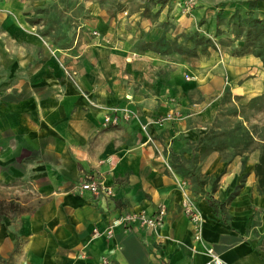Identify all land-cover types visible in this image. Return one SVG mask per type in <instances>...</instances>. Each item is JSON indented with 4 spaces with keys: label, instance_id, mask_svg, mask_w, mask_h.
I'll return each mask as SVG.
<instances>
[{
    "label": "crops",
    "instance_id": "1",
    "mask_svg": "<svg viewBox=\"0 0 264 264\" xmlns=\"http://www.w3.org/2000/svg\"><path fill=\"white\" fill-rule=\"evenodd\" d=\"M18 2H0V186L4 193H11L8 188L27 192L36 204L16 217L12 233L0 238V264H204L208 244L221 264H264V187L254 168L256 141L248 150L230 145L201 158L196 148H189L183 155L194 156L197 174L204 161L207 179L205 191L195 186L188 190L198 214L201 238L196 239L174 175L136 119L102 122L106 107L113 104L136 108L141 119L166 108L164 75L158 73L164 58L148 49L129 57L126 37L133 33H119L115 27L103 29L101 40L77 38L71 46L48 36L49 48L74 53V58L65 57L76 71L73 83L36 38L30 14L16 8ZM192 17L180 15L179 28L193 27ZM118 34L122 42H106ZM213 55H205L204 72L213 81L198 83L201 90L211 91L219 82L222 90L239 94L264 88L261 77L249 76L258 56ZM172 78L176 86L171 90L179 91L178 78ZM188 127L178 122L149 125L167 156L196 144L180 137ZM171 134L176 135L173 140ZM88 172L111 185L113 194L79 190ZM219 173L223 175L211 189L209 178ZM160 202L166 214L156 233L135 222L114 224L110 235L103 231L123 213L151 212ZM95 227L103 233H93Z\"/></svg>",
    "mask_w": 264,
    "mask_h": 264
},
{
    "label": "rangeland",
    "instance_id": "2",
    "mask_svg": "<svg viewBox=\"0 0 264 264\" xmlns=\"http://www.w3.org/2000/svg\"><path fill=\"white\" fill-rule=\"evenodd\" d=\"M188 2L19 0L16 6L30 14L28 19L32 21L30 24L33 25L31 30L34 35L56 56L63 73L73 83H76V71L65 57L74 58V53L49 48L46 42L48 36L62 39V43L71 46L77 38L78 41L82 39L85 42L94 38L101 40L103 29L108 26L115 27L119 33H133L126 37V43L130 45L129 57H138V50L144 52L148 49L164 58V68L158 71L164 75L163 89L166 92L163 97L166 108L161 113L141 119L138 110L127 104H113L107 106L106 110L117 106L120 109L127 107L133 112L129 119H136L146 140L155 147L166 169L173 173L180 189L181 205L184 199L193 201L188 193L191 186L205 191L207 180L204 161L198 167L197 174L194 156H183L189 154V148H196L197 157L203 158V154L211 149H227L232 145L239 150H248L253 148L251 144L256 141L254 147L258 150V158L254 168L258 173L259 186L264 187V88L251 95L239 94L226 88L222 90L223 82L215 84L211 91L201 90L198 84L213 81L210 80L211 76H204V72L208 70L205 55L211 52L216 57L230 55L232 50L240 47L250 50L249 53L254 55L257 49L264 52V23H256V18L264 20V0H191L189 6ZM161 12L164 13L163 17ZM180 15L193 16L194 26L188 29L181 25L179 28ZM144 21L146 24H141ZM194 31L208 37L214 43L215 49L209 48L198 55L186 53L185 49L191 45V34ZM114 38L110 37L106 42H122L119 34ZM258 57L260 62L255 69H249L253 72L249 76L261 77L264 81V60L262 56ZM173 74L176 80L178 78L179 91L171 90ZM166 122L185 123L189 130L180 137L195 139L196 144L192 147L182 146L176 155L170 151V157L167 156L166 147L158 148L156 136L149 129L150 124L160 127ZM110 124L114 123L103 125ZM143 125L145 128H142ZM174 136L176 135H169V139L173 140ZM222 175L223 173H219L215 178H209L211 189L216 187ZM8 190L11 193H4V188L0 186V200H14L16 206L4 203L3 211L6 212L0 213V238L12 233L18 221L16 217L36 204L35 198L27 192L16 190L13 193L12 188Z\"/></svg>",
    "mask_w": 264,
    "mask_h": 264
},
{
    "label": "built area",
    "instance_id": "3",
    "mask_svg": "<svg viewBox=\"0 0 264 264\" xmlns=\"http://www.w3.org/2000/svg\"><path fill=\"white\" fill-rule=\"evenodd\" d=\"M188 1L189 2L187 5L189 6L191 5V0ZM132 116L133 112L129 108L124 107L120 109L117 106H112L105 111L103 116V124H107L108 122L116 124L121 118L128 120ZM142 128H145V126L143 125ZM78 188L80 190H88L96 196H111L113 194V188L111 185L104 183L102 179L96 177L90 172L83 175V178L78 184ZM182 205L184 213L195 224L194 237L196 239H200V227L199 225H196L198 214L193 202L189 199H184ZM165 214L166 206L162 202L158 203L155 210L151 212H148L145 209L127 211L119 216L116 220L112 221L103 231H105L107 235H110L112 233V227L114 224L122 223L124 226H127V224L135 222L138 225L145 227L148 231L156 233L164 221ZM103 231H100L97 227H95L93 230L95 234L103 233ZM205 253L207 258L205 259L204 264H221L223 262L220 255L215 251L211 244L206 245ZM102 261L105 262L106 259H103Z\"/></svg>",
    "mask_w": 264,
    "mask_h": 264
},
{
    "label": "trees",
    "instance_id": "4",
    "mask_svg": "<svg viewBox=\"0 0 264 264\" xmlns=\"http://www.w3.org/2000/svg\"><path fill=\"white\" fill-rule=\"evenodd\" d=\"M156 1L162 2L165 0H156ZM256 23H258V24L264 23V20L261 18H256ZM191 38H192L191 45L185 49V52L190 54V55H198L199 52H206L209 48L215 49L214 43H211V41L208 37H205L204 35L200 34L198 31H194L191 34ZM246 52H250V50H244L242 47H240L238 49L236 48V49L232 50L231 54H242V53H246ZM255 53L258 56H262V59L264 60V52L257 49L255 51ZM257 166L259 167V165H257ZM257 170H258V168H257ZM208 201L213 203V199L211 198L210 195L208 196ZM14 202H15L14 200H7V201L0 200V208H1L0 213L6 212V211H3L4 203L8 204V206H16V203H14Z\"/></svg>",
    "mask_w": 264,
    "mask_h": 264
}]
</instances>
